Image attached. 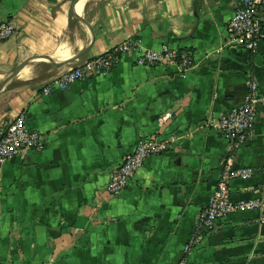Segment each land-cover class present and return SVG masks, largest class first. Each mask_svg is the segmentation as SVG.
<instances>
[{"label":"crops","instance_id":"crops-1","mask_svg":"<svg viewBox=\"0 0 264 264\" xmlns=\"http://www.w3.org/2000/svg\"><path fill=\"white\" fill-rule=\"evenodd\" d=\"M81 1L0 0V23L16 26L0 43V137L24 111L45 141L0 167V264H264L257 211L220 220L184 254L229 162L253 171L230 180L234 201L264 196V106L233 153L223 133L201 128L240 106L252 81L264 92V42L255 53L228 44L233 0H85L80 9ZM123 43L188 50L194 67L180 77L174 67L139 66L136 51L105 75L42 94ZM27 68L29 79L17 81ZM153 135L173 138L172 150L148 158L129 189L109 196L111 173Z\"/></svg>","mask_w":264,"mask_h":264},{"label":"built area","instance_id":"built-area-1","mask_svg":"<svg viewBox=\"0 0 264 264\" xmlns=\"http://www.w3.org/2000/svg\"><path fill=\"white\" fill-rule=\"evenodd\" d=\"M235 11L226 27L228 44L255 53L264 42V22L258 10L257 0H233ZM16 34V26L6 20L0 23V43ZM138 51L135 63L139 66L174 67L180 77L194 67L193 55L188 50H179L167 45L160 49H140L134 43H123L99 55L91 61L70 69L61 77L53 80L42 89L44 96L53 91H67L76 82H83L99 75L109 73L120 62L121 56ZM259 106H264V92H260L257 84L249 83L244 102L221 115L202 123L201 128L214 129L225 135L229 141L230 152L233 153L254 134ZM171 114L166 113L158 119L162 127L170 121ZM173 138L161 139L157 136L141 138L131 152L124 155L121 164L111 173L106 186L109 196L118 198L129 189L137 172L145 161L153 156L168 153L172 150ZM44 136L30 128L26 113H19L6 127L0 137V167L23 151L41 152L44 150ZM253 175L250 168H233L231 162L225 167L223 175L212 194L208 205L201 212L195 230L184 247V254L189 255L204 237L213 231L217 223L235 213L257 211L264 221V196L257 199L234 201L231 198L230 180L247 179ZM179 264H186L182 261Z\"/></svg>","mask_w":264,"mask_h":264},{"label":"bare ground","instance_id":"bare-ground-1","mask_svg":"<svg viewBox=\"0 0 264 264\" xmlns=\"http://www.w3.org/2000/svg\"><path fill=\"white\" fill-rule=\"evenodd\" d=\"M84 3H85V0H82L81 2H80V5H79V7H80V9H82L83 8V6H84ZM66 16V15H65ZM63 17V16H62ZM67 22V21H66ZM86 24V23H85ZM76 38V37H75ZM60 44V43H59ZM61 44H63V43H61ZM77 44V43H76ZM71 46V45H70ZM69 49V48H68ZM60 50V49H59ZM66 50V49H65ZM59 54V53H58ZM73 61V60H72ZM71 61V62H72ZM77 65V64H76ZM66 66V65H65ZM75 66V65H74ZM63 67H64V65H63ZM26 68V67H25ZM30 68V67H29ZM57 68V67H56ZM62 68V67H61ZM57 69H59V68H57ZM70 69V68H69ZM49 70V69H48ZM56 70V69H55ZM67 72V71H66ZM40 74V73H39ZM29 75H30V72H29V70H28V68L27 69H25L22 73H20L17 77H16V80L17 81H23V80H26V79H29L28 77H29ZM49 76V75H48ZM46 79V78H45ZM44 80V79H43ZM42 80V81H43ZM31 82V81H30ZM27 83H28V81H27ZM19 84V83H18ZM29 85V84H28ZM20 87V86H19Z\"/></svg>","mask_w":264,"mask_h":264},{"label":"water","instance_id":"water-1","mask_svg":"<svg viewBox=\"0 0 264 264\" xmlns=\"http://www.w3.org/2000/svg\"><path fill=\"white\" fill-rule=\"evenodd\" d=\"M27 64H28L27 62L23 63L19 69L21 70V69L24 68ZM19 69H18V71H16V73L14 74V77L17 75V72L20 71ZM2 89H3V87L0 88V92H1Z\"/></svg>","mask_w":264,"mask_h":264}]
</instances>
